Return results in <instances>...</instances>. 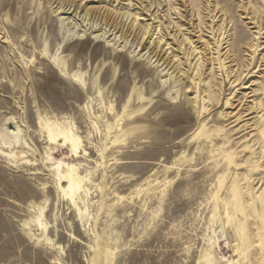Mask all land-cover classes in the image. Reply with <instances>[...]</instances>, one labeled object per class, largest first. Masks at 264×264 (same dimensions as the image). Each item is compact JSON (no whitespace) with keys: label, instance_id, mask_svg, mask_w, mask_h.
Here are the masks:
<instances>
[{"label":"rangeland","instance_id":"1","mask_svg":"<svg viewBox=\"0 0 264 264\" xmlns=\"http://www.w3.org/2000/svg\"><path fill=\"white\" fill-rule=\"evenodd\" d=\"M263 122L264 0H0V264H263Z\"/></svg>","mask_w":264,"mask_h":264},{"label":"bare ground","instance_id":"2","mask_svg":"<svg viewBox=\"0 0 264 264\" xmlns=\"http://www.w3.org/2000/svg\"><path fill=\"white\" fill-rule=\"evenodd\" d=\"M60 9V13H62V14H71L72 12H69L70 11V8H68L67 10H66V8H60V7H58V10ZM68 19V18H67ZM72 20V19H71ZM66 26H70V30H73L74 29V26L71 24V23H69V22H67L66 23ZM261 133L262 134H264V122H263V124L261 125ZM46 131H47V128H46ZM50 132L51 131H49L48 132V134H49V137H50ZM47 134V133H46ZM57 134V133H56ZM70 133H68V132H62V133H60V136L62 135V138H63V141L64 142H72V149H73V151L75 152L76 151V149H77V146H78V141H77V139H74L73 137H71L70 135H69ZM53 134H51V136H52ZM54 136V135H53ZM53 136L51 137V138H53ZM56 137V136H55ZM3 138V137H2ZM12 139V138H11ZM5 140V139H4ZM7 140V139H6ZM6 140H5V142H6ZM57 140V139H56ZM55 140V141H56ZM13 141V140H12ZM15 142V141H14ZM4 143V142H3ZM2 143V144H3ZM16 143V142H15ZM4 144H7V143H4ZM61 178H65L66 179V181H67V183H68V187H67V190L69 191V194H73V192L75 191V190H77V186H75V185H77V184H74V182H75V178L71 175V173H68L66 176H61ZM79 180V179H78ZM79 187V186H78ZM243 199V198H242ZM259 200L260 201H263L264 202V195H261L260 197H259ZM233 205V204H232ZM263 229H264V227H263ZM261 261H262V263L264 264V259H261Z\"/></svg>","mask_w":264,"mask_h":264}]
</instances>
